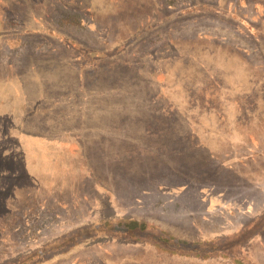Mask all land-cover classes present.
Masks as SVG:
<instances>
[{"label": "rangeland", "instance_id": "rangeland-1", "mask_svg": "<svg viewBox=\"0 0 264 264\" xmlns=\"http://www.w3.org/2000/svg\"><path fill=\"white\" fill-rule=\"evenodd\" d=\"M263 210L264 0H0V264H241L141 232L221 242Z\"/></svg>", "mask_w": 264, "mask_h": 264}, {"label": "trees", "instance_id": "trees-1", "mask_svg": "<svg viewBox=\"0 0 264 264\" xmlns=\"http://www.w3.org/2000/svg\"><path fill=\"white\" fill-rule=\"evenodd\" d=\"M79 53L87 54L90 58H106L105 53H100L98 51L84 50V48L77 43H69ZM218 170V168L216 169ZM98 226V227H97ZM111 230L116 232H121L126 234L129 229L123 225H118L112 223L110 225ZM264 227V210L257 217H255L246 227H242L236 231L237 235L231 238H227L223 241L211 240V241H201L192 240L184 237H175L174 232L169 229L163 232L161 229H152L144 232L150 233V239L148 243L155 244L156 247L162 250H168L171 254H185L193 257H215V258H230L240 260L241 264H247V257L245 255L246 246L260 234V230ZM101 229L100 225L93 226L92 230L97 231ZM144 230V228H140ZM110 231V230H108ZM78 234V232L76 233ZM241 247L236 250L237 247ZM60 248L59 243L47 244L36 249H33L27 253L21 254L4 264H44L47 262L51 256L56 254V250ZM226 253V256H221L222 253ZM228 254V255H227ZM232 258V259H231ZM238 264V263H237Z\"/></svg>", "mask_w": 264, "mask_h": 264}]
</instances>
